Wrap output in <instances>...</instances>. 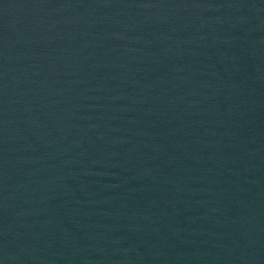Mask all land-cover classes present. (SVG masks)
Listing matches in <instances>:
<instances>
[{"label": "water", "instance_id": "1", "mask_svg": "<svg viewBox=\"0 0 264 264\" xmlns=\"http://www.w3.org/2000/svg\"><path fill=\"white\" fill-rule=\"evenodd\" d=\"M0 264H264V91L0 94Z\"/></svg>", "mask_w": 264, "mask_h": 264}]
</instances>
